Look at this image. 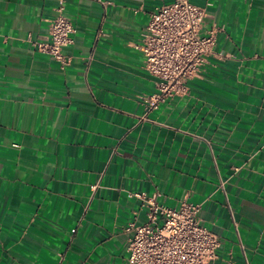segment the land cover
<instances>
[{
  "label": "crops",
  "instance_id": "1",
  "mask_svg": "<svg viewBox=\"0 0 264 264\" xmlns=\"http://www.w3.org/2000/svg\"><path fill=\"white\" fill-rule=\"evenodd\" d=\"M189 1L221 28L213 53L147 110L136 46L172 0H65L64 66L32 44L57 0H0V264H130L129 192L199 204L215 264H264V0Z\"/></svg>",
  "mask_w": 264,
  "mask_h": 264
},
{
  "label": "built area",
  "instance_id": "2",
  "mask_svg": "<svg viewBox=\"0 0 264 264\" xmlns=\"http://www.w3.org/2000/svg\"><path fill=\"white\" fill-rule=\"evenodd\" d=\"M57 2L46 40L32 44L64 66L69 61L64 49L73 43L74 26L64 13L65 0ZM204 16V7L189 0H172L154 8L136 46L144 56L143 68L158 81L156 92L144 99L147 110L161 98L186 94V82L199 74L213 53L221 28L212 26L201 32ZM128 197L140 200L146 209L144 221L131 220L123 229L130 264H215L221 241L201 224L199 204L182 200L169 207L146 192H129ZM226 264L234 263L228 260Z\"/></svg>",
  "mask_w": 264,
  "mask_h": 264
}]
</instances>
